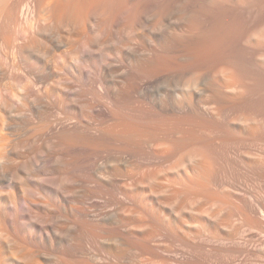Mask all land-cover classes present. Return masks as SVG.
Wrapping results in <instances>:
<instances>
[{
  "label": "bare ground",
  "instance_id": "6f19581e",
  "mask_svg": "<svg viewBox=\"0 0 264 264\" xmlns=\"http://www.w3.org/2000/svg\"><path fill=\"white\" fill-rule=\"evenodd\" d=\"M219 7L0 0V264H133L134 244L151 243L183 212L202 213L214 199L228 205L210 188L209 144L191 133L221 92L215 66L241 39ZM196 145L204 159L191 152L182 165ZM254 199L227 206L213 226L263 224V198Z\"/></svg>",
  "mask_w": 264,
  "mask_h": 264
},
{
  "label": "rangeland",
  "instance_id": "374dc122",
  "mask_svg": "<svg viewBox=\"0 0 264 264\" xmlns=\"http://www.w3.org/2000/svg\"><path fill=\"white\" fill-rule=\"evenodd\" d=\"M225 1L219 0V5L222 7H219L221 9L219 10L220 12H217L216 16L224 20L228 18V20L231 19L230 22L225 20L226 23L227 21L229 22L228 25L231 22V25L237 24L235 25L237 28L233 26L235 27L233 33L230 28L232 26L229 28L232 34L238 31L235 35L238 36L240 33L241 39L240 42L237 44L235 43L236 50L234 51L233 48L232 55L229 56L230 61L215 66V71L213 70V76H215L213 77L215 83L214 91L216 90L215 88L219 87L221 88V92H219L220 90L218 91L219 94L217 91L214 92L213 98H215L216 101L215 99L211 101L213 106L210 105L211 107L208 111L206 110L207 113L210 112L209 114H207L206 111L204 112L206 114L203 113V101H199L203 100V97H200L201 99L198 98V101L201 103H199V109H202V112L200 116H198L197 125L192 129L193 132L191 131V133L194 137L198 138L200 142L209 144V151L205 149L209 152H207V155L211 158L209 160V162L211 161L210 167L213 166V169H211L212 182L210 188L215 191L214 193L216 196L219 195L220 197H226L227 200L229 199L228 205L223 204L222 206L221 201L219 204L218 199H214V202L210 200V202L208 201L205 203V213L199 212L197 214H190L188 212H183L184 214L182 213V216H180L181 220L175 222V224L173 223L170 229L154 232L156 237L152 239L151 243L147 245L145 243L134 244L133 264H137L138 262V264H160L161 262V264H264L263 219H261L263 224L259 223L258 225H253L259 226L258 228H251L253 226L249 228V225L246 223H244V225L243 223H239V226L233 224L229 229L227 228V230H224L223 227L222 229L213 226L215 219L222 218V216L225 217V214L230 210L229 208H231L230 211H232L233 208L234 210L236 209L237 205H241L240 207L242 208L246 207V203L252 201L254 198L255 201H257V198L258 201H262L263 198L262 202L264 203V0ZM226 6L228 8H226ZM236 6L239 7L237 8ZM224 8L226 10H222ZM222 11L225 13V16H222ZM235 29L238 30L236 31ZM234 37L235 36H233V38ZM232 56L233 58H231ZM220 66H224L226 69ZM219 70L222 71L220 72ZM217 73H219V75H217ZM227 77L230 78L228 79ZM231 78L234 79L232 80ZM235 79L237 81H235ZM240 79L243 80L242 83ZM5 81L7 84L9 83L8 87L12 92L21 91L19 83L16 80L6 79ZM226 82H234V84L237 85L236 88L239 86L236 89L238 92H228L225 88ZM222 89L224 90V95L222 94ZM215 93L218 95L217 97H215ZM218 97L225 101V103ZM224 97L225 99H223ZM228 101H231L232 104L234 103L233 106L231 102ZM236 102L238 104H236ZM192 147L194 146L188 147L186 148L187 150L184 149L182 151L181 156L182 154L183 156L180 158V163L182 165L188 164L190 159L194 160V157L199 161L204 159L203 156L205 157L206 154L204 152L206 151L204 147L196 145L193 150ZM189 148L191 151H189ZM191 152L195 155L190 154ZM191 155H194V157L192 156L191 158ZM184 161H186V163ZM245 197L248 198L246 199ZM216 200L218 202H216ZM215 202L218 206H216L217 204ZM242 203L244 206H242ZM207 205L209 206L208 211ZM210 206L215 208L213 209ZM168 215L170 214L166 212L164 218L167 219V221H172L173 217H168ZM166 217H168L169 220ZM214 228L218 230L215 231ZM219 229L222 233L219 232ZM217 232L218 234L216 237ZM219 236L222 237V240ZM144 244L149 248L147 249ZM150 248H153V251H151ZM156 252H159L161 258L165 259L162 260L159 256V258H157L155 255L157 254ZM154 255L157 258H155L156 261L153 260ZM148 258L150 261L152 260V263L146 260ZM173 259L175 260L173 261ZM143 260L146 261V263ZM160 260L162 261L160 262Z\"/></svg>",
  "mask_w": 264,
  "mask_h": 264
}]
</instances>
